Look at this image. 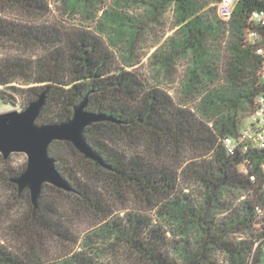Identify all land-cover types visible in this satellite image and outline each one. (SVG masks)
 I'll list each match as a JSON object with an SVG mask.
<instances>
[{
    "label": "trees",
    "instance_id": "1",
    "mask_svg": "<svg viewBox=\"0 0 264 264\" xmlns=\"http://www.w3.org/2000/svg\"><path fill=\"white\" fill-rule=\"evenodd\" d=\"M3 1L25 14L40 12L44 7L42 0ZM172 1L180 21L185 24L186 47L202 49L200 38L205 32L222 30L215 8L206 10L202 4L204 0H162V3ZM255 10H264V0H237L234 6L232 21L237 40L226 69L232 93L215 95L230 107L226 106L228 111L219 114L215 129L163 91L149 87L138 73L117 68L112 53L95 37L48 32L43 27L18 25L11 28L16 39L40 45L48 43L53 49L36 63L16 60L0 63V87L9 85L10 78L16 75H33L34 79L25 78V81L48 89L38 118H43L46 107L56 110L54 118L45 119L48 124L70 120L74 108L85 98L86 111L103 118L83 132L100 162L85 158L68 142H63V149L75 160H57L55 167L71 191L43 185L35 209L27 190L19 193L12 182L24 167L16 170L8 160L0 161V187L4 186L9 194L8 200L5 193L0 200V210L14 213L12 234L17 243L16 252L0 246V264H46L42 240L53 237L72 245L79 241L80 235L69 230L65 214L55 211L51 199H60L70 206V216L85 213L96 221L105 222L102 232L113 238L124 258V263L118 264H177L168 254L167 231L158 220L154 222L146 215L156 207L160 210L159 217L168 216L182 222L190 217L202 228L204 237L200 244L194 249L182 248L181 264H264L261 244L252 256L253 240L234 242L229 239L233 231L248 229L252 224L249 208L232 210L227 223H216L213 216V210L221 205L222 192H260L258 186L239 174L237 159L226 157L219 142L235 129L228 118L233 107L250 104L252 91H240L249 85L255 91L261 88L257 78L258 59L242 36L243 21ZM212 11L216 17L210 23L194 16L212 14ZM261 44L264 47V28ZM196 79L193 72L187 86ZM30 93L35 97L38 92L32 89ZM1 94L0 101L3 100ZM211 105H215L213 101ZM57 144L62 142H54L49 153L58 159L57 149L53 148ZM78 172L82 176L76 175ZM187 185L203 189L197 208L196 202L183 193L182 186ZM44 192L46 200H43ZM119 208L129 210L120 217L115 215ZM83 243L86 249L80 248L74 253L65 251L69 264H101L92 252L91 241ZM215 250L226 256L220 263L213 258Z\"/></svg>",
    "mask_w": 264,
    "mask_h": 264
},
{
    "label": "rangeland",
    "instance_id": "2",
    "mask_svg": "<svg viewBox=\"0 0 264 264\" xmlns=\"http://www.w3.org/2000/svg\"><path fill=\"white\" fill-rule=\"evenodd\" d=\"M42 2L44 4L42 11L25 14L17 7L0 0V30L3 32L0 36V63L7 64L15 60L36 63L47 57L53 49L48 43L40 45L38 42L16 39L11 28L18 27V25L23 28L43 27L48 32L54 30L65 34H86L99 39L109 49L117 68L138 73L149 87L163 91L177 104L191 109L209 127L213 128L214 124L219 122L221 112L228 111L230 105L224 104L220 97L215 98V95L232 93V83L228 79L226 69L232 59L233 48L237 40L233 27V16L229 21L218 20L222 30L205 32L200 38L202 49L192 50L186 47L185 24L180 21L173 1L162 3V0H42ZM215 3L214 0L202 2L206 10L215 8ZM194 16H198L201 22L210 23L215 21L216 14L212 11V14H194ZM244 26L245 21L242 25L243 30ZM254 56L256 57L255 54ZM257 67V78L259 79V59ZM193 72L196 73L197 79L192 85L187 86ZM29 76L16 75L10 78L9 85L0 87V92L3 93L1 94L3 100L0 101V114L9 111H23L41 91L47 89L41 84H29L25 80L35 78L33 75ZM32 89H36L37 96H31L30 90ZM248 91L253 93L250 104L244 107H233L228 118L235 124V129L224 136L235 135L241 129L246 122L248 111L253 108L257 94L264 91V86L261 85V88L255 91L249 85L240 92ZM212 101L219 107L212 106ZM55 113L54 107H46L43 118H37L36 124L48 125L45 119L54 118ZM59 142L62 144L53 147L54 150L57 149L58 159L49 153V148L54 142L48 148L49 157L55 161V165L57 160L74 161L73 155L63 149V142L67 141ZM72 147L74 148L73 145ZM74 149L78 152L76 148ZM2 160L4 158L0 155V161ZM5 160H8L10 166L16 170L21 167L25 169L27 165V156L24 153H12ZM76 175L82 176L81 172ZM44 185L50 184L45 183ZM25 190L29 193L28 189ZM59 190L68 192L63 189ZM182 190L185 195L196 202L195 208L201 204L200 194L203 189L200 186H182ZM45 192L43 200H46L47 193ZM4 193L8 200L9 194L6 193L5 187L3 186V189L0 187V200L3 199ZM221 197V205L213 210L214 220L219 224H222L220 222L227 223V217L232 210L242 211L241 207L247 204V201H239V191L222 192ZM50 203L54 205L57 213L65 214L66 226L70 231L79 234L80 239L75 245L53 237L42 240L43 245L37 243L43 247V252L47 256L46 264H69L70 260L66 252L74 253L80 248L86 249L83 243L86 240L91 241L92 252L96 253L97 261L101 264L124 263L121 250L115 245L113 238L102 232L105 222L96 221L91 215L85 213L77 217L68 215L70 206L60 199H51ZM23 208L25 211L28 210L27 205ZM157 209L159 210L156 207L147 211L146 215L154 222L158 220L163 225L170 243L167 249L169 257L177 264H181L182 248L194 249L198 246L204 237L202 228L190 217L183 222L168 216L159 217L160 210L157 211ZM128 210V208H119L115 215L122 217ZM1 212L0 210V246L9 252H16L17 243L13 240L15 236L12 234L15 215L7 210ZM224 212H227V215L223 217L220 214ZM259 229L251 224L248 229L233 231V234H229V239L238 242L237 239L242 237L244 240L254 242L261 237L258 236ZM212 254L215 262L220 263L224 257L226 258L221 251L215 250Z\"/></svg>",
    "mask_w": 264,
    "mask_h": 264
},
{
    "label": "water",
    "instance_id": "3",
    "mask_svg": "<svg viewBox=\"0 0 264 264\" xmlns=\"http://www.w3.org/2000/svg\"><path fill=\"white\" fill-rule=\"evenodd\" d=\"M48 89L39 93L23 111H9L0 114V155L4 159L12 153L27 156L26 168L12 182L18 192L28 189L32 206H37L42 186L71 191L62 175L49 157L48 148L52 142L67 141L85 158L100 162L98 155L87 144L83 132L85 128L102 120L99 114L86 111L87 98L79 103L70 120L48 125H37L36 120L45 104Z\"/></svg>",
    "mask_w": 264,
    "mask_h": 264
},
{
    "label": "built area",
    "instance_id": "4",
    "mask_svg": "<svg viewBox=\"0 0 264 264\" xmlns=\"http://www.w3.org/2000/svg\"><path fill=\"white\" fill-rule=\"evenodd\" d=\"M237 0H218L215 3L217 17L221 21H229L232 17ZM264 28V10L253 11L245 21L243 38L245 43L254 50L259 59L260 85L264 86V47L261 44L260 31ZM246 122L235 135L224 136L220 139L224 154L228 158L237 159V171L250 184L259 187V194L249 190H238L239 201H247L241 207L249 208L252 215L253 227L260 228L261 236L254 240L252 256L261 244L264 254V91L257 94L253 108L248 111ZM237 192V191H236ZM257 198L258 200L257 202ZM226 216L227 212L220 214ZM244 240L242 237L237 241Z\"/></svg>",
    "mask_w": 264,
    "mask_h": 264
}]
</instances>
